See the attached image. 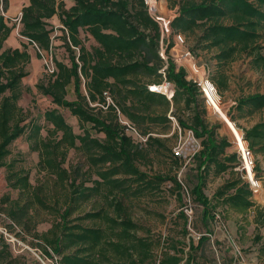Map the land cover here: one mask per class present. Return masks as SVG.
Wrapping results in <instances>:
<instances>
[{
    "label": "trees",
    "instance_id": "1",
    "mask_svg": "<svg viewBox=\"0 0 264 264\" xmlns=\"http://www.w3.org/2000/svg\"><path fill=\"white\" fill-rule=\"evenodd\" d=\"M69 2L26 0L16 27L6 17L10 0H0V168L6 169L7 187L18 190L19 195L34 189L24 170H15L12 162L5 161L11 143L25 132L20 125L24 118L19 119L23 110L18 101L22 93L21 81L29 74L26 67L31 65L33 56L42 58L39 51L48 53L51 50L54 71L48 73L44 68L47 80L35 84L38 93L49 98L50 104L55 106L45 110L42 116L51 129L43 137L41 125L30 122L26 140L29 149L38 154V167L54 176L60 185L66 181H70L69 186L75 185L70 171L63 166L70 150L81 151L89 168L96 169L75 185L74 203L85 202L102 190L111 195L118 189L125 192L127 182L135 185V195L156 190L164 181L173 184L178 198L181 189L187 194L176 177L148 179L135 165L141 157L140 140L160 145L151 137L152 127L168 125L171 120L167 113L172 110L179 126L189 129L200 142V150L193 155L198 164L197 183L190 193L202 207L203 224L213 219L212 212L218 205L237 213L255 208V222L264 225L262 212L241 179L227 181L217 189L212 198L216 205L202 193L204 174L209 171L221 174L233 169L236 154H227L229 141L219 138L215 127L203 120L204 111L197 99L201 92L186 79L184 70L167 61L166 68L161 71L165 62L159 54L160 29L148 15L143 1ZM169 6L171 9L167 11L166 1L158 0L159 14L170 12L174 15L167 24L171 38L199 31L197 43L202 50L217 49L214 58L219 67L244 54L252 58V67L264 71V55L259 44L264 38V0H202ZM54 17L58 20L56 29L51 22ZM15 27L19 47H5ZM54 37L57 39L53 40ZM24 38L27 43L22 40ZM28 46H33L35 51L28 50ZM171 47L169 44L168 49ZM64 55L65 59L59 58ZM213 76L209 75L210 81L219 92L228 88L222 72L217 71ZM163 82L174 90L171 100L149 90L150 86ZM70 88L75 95L73 100L67 98ZM58 109L68 111L77 120L81 133H74ZM177 110L188 111L190 121L181 120L176 115ZM234 110L248 114L264 110V94L240 97ZM243 132L249 149L255 154H264V121ZM93 133L103 137H94ZM172 159L178 165V158L172 156ZM88 182L91 185L85 186ZM112 205L114 216L103 209L80 213L82 215L76 220H90L92 226L82 223L69 226L67 218L76 207L67 205L56 225L36 235L45 247V256H59V264H195L194 253L203 247L206 238L200 237L196 245L191 239L188 244L171 242L156 256L154 243L135 236L137 224L124 214L122 200ZM0 211L17 226H23L22 219L29 215L25 204L21 205L19 199H10L8 195L0 197ZM180 217L187 222L183 212ZM185 248L188 251L185 252ZM2 253L0 251V256Z\"/></svg>",
    "mask_w": 264,
    "mask_h": 264
},
{
    "label": "rangeland",
    "instance_id": "2",
    "mask_svg": "<svg viewBox=\"0 0 264 264\" xmlns=\"http://www.w3.org/2000/svg\"><path fill=\"white\" fill-rule=\"evenodd\" d=\"M165 1L168 5L167 11H170L169 5L171 4H182L188 1L199 3L202 0ZM167 13L169 14L167 15ZM167 13L161 12L159 14L165 24H168L174 17L173 13ZM10 23H14L17 27L15 21ZM16 27L12 32L11 42L5 47L19 43ZM56 32L55 30L54 34ZM164 34V45L172 44V47L167 52L164 47L163 55L166 57V61L175 62L177 57H181L188 51L200 71L207 72L211 76L217 75V71H219L226 76L228 83L226 90L219 92L217 86H215L218 92L219 104L215 101L211 103L202 93L197 96V99L202 104L199 107H201V111H204L202 118L205 123L210 127H215V132L219 138L229 141L230 147L226 150L227 154H235L236 145L233 136L237 135V131L239 133L243 132L256 123L264 121V110L253 114L239 113L234 110V106L240 97L256 93L264 94V71L252 67V58L244 54L240 55L236 60L219 67L214 58L217 49L202 50L197 43V38L200 35L199 31L189 34L181 33L172 38L168 30ZM55 39L57 37L53 38V40ZM22 40L27 43L25 38ZM259 44L262 47L260 52L264 55V38L259 40ZM28 50L35 51L33 46H28ZM60 57L62 59L66 58L65 55ZM26 70L29 71V74L21 81L22 93L18 101V106L23 110L19 119L24 118L20 125L24 126L25 132L9 146L10 154L5 162H12L15 170H24L34 189L19 195L18 190L7 187L5 180L6 169L0 168V197L8 195L10 199H19L21 205L25 204L27 206L29 214L22 219L23 223L21 224L23 226H17L5 216L4 211H0V251L3 252L0 256V264H59V256L55 254H52V258L45 256L43 251L45 247L41 244V240L36 238V235L45 233L56 225L60 221V215L67 205L76 207L75 211L67 218L69 226L76 223L92 226L93 223L90 220L81 222L76 220L79 215H82L80 213L103 209L114 216L112 204L117 200H122V205L125 208L124 214L137 224L138 228L134 231L135 236L154 243L153 250L156 256L159 255L161 248L167 249L171 242L180 241L188 244L189 239H191L193 244L196 245L199 238L204 237L207 241L201 249L194 253L195 264H264V225H259L257 234L252 240L246 235L245 238L238 240L231 236L229 228L224 221L240 215L244 219L255 217V208L244 213H237L217 205L214 212H212L213 219L211 220L220 224L219 233L204 230L201 221L202 207L190 193L197 183L198 164L194 160L193 155L200 150V142L194 138L193 134L192 138L188 135L189 129H183L179 126L177 117L172 116V110H169L167 116L169 119L173 117L174 120L170 119L171 121H169L168 125L152 127L151 137L157 139L160 145L152 141L145 144L144 141L140 140L143 145L141 157L137 158L135 165L140 171L144 172L148 179L154 176L176 177L187 190V194L182 193L181 189L179 191L181 196L178 198L173 184L170 181H164L156 190L145 191L140 195H135L133 193L135 185L127 182L125 184V192L118 189L111 195L107 193V190H102L98 194L91 195L85 202L74 203L75 195L73 191L75 185L83 182L87 178V173H93L96 169H90L86 163V156L81 151L75 150H70L67 153L63 165L70 171V178L75 180L74 186H69L70 181L60 185L56 182L54 176L49 175L38 167V154L29 149V143L26 140L28 127L30 122L41 125V135L46 137V131L51 129V125L46 123L42 116L45 110L55 106L50 104L49 98L40 95L35 88L37 82L46 81L48 78L43 72V59L36 58L31 65L26 67ZM67 98L69 100L75 99L72 88H70ZM107 100L110 101L109 98ZM177 109H181V107H177ZM220 110L234 124L233 129H229L220 118L217 112ZM58 111L64 116L66 122L72 126L74 133H81L77 120L70 116L68 111L64 109H58ZM222 111H220L221 114H223ZM176 115L184 122L190 121L191 116L188 111L177 110ZM92 135L99 138L103 137L100 134L93 133ZM134 141L137 143L139 140ZM176 146L182 147L181 155L177 156L178 165H175L172 159V156L174 157L173 149ZM252 153L255 172L260 180L261 190L257 196H252L251 199L262 212V218H264V154ZM92 179L97 178L92 176ZM237 179H241V176L236 166L221 174L209 171L204 174L202 193L210 203L216 205L212 198L217 189L227 181ZM90 185V182L85 184V186ZM2 209L5 210L6 206H3ZM185 211L187 213L191 212L189 213L190 216ZM181 212L186 215V223L180 217ZM231 222L229 221L228 223L231 224ZM47 251L51 253L49 248H47ZM186 251H188L187 248H185ZM235 254L236 260L231 258ZM253 256L256 261L250 260ZM241 259L245 260L246 263Z\"/></svg>",
    "mask_w": 264,
    "mask_h": 264
},
{
    "label": "built area",
    "instance_id": "3",
    "mask_svg": "<svg viewBox=\"0 0 264 264\" xmlns=\"http://www.w3.org/2000/svg\"><path fill=\"white\" fill-rule=\"evenodd\" d=\"M142 1L146 8L148 15L153 21H155L158 24L159 29H160L159 54L165 62V66L161 70L163 71L167 65L166 57H164L163 55L164 47L166 48V52L168 51L167 50L168 45L166 44L164 45L163 43L164 35H165L164 32L168 30L167 24H165L162 17L158 13V0H142ZM20 18H21V13L18 15V18L15 19V22L19 23ZM39 53L42 55L45 70L48 73H53L54 66L52 63L51 50L48 53H41L40 51ZM174 63L176 67H180L184 70L186 79L192 82L193 84H195L199 88V91L203 95H205V97L208 98V100L211 103L215 101L217 104H219L218 92H217L216 87L210 81L209 73L200 71V68L196 66L195 62L193 61L191 57V54L188 51H186L183 55H181V57H177ZM164 85L167 88L165 91L162 92L160 88L161 86H164ZM149 90L151 92L164 95L168 100H171L174 94V90L171 87H169L168 84H166V82H163L161 85H152L149 87ZM220 111H217V112L220 114ZM170 119L174 120L173 117H171ZM129 128L130 130L135 132V129L133 127H129ZM192 134L193 133L189 130L188 135L191 138H192ZM238 134L240 135V138L234 137V143L236 145V149H235L236 167L238 171L240 172L242 181L245 184H247L248 188L250 189L252 193V196L255 197L259 194L261 190V184L255 172L254 156H253L252 151L249 149L247 142L244 139V132H240V133L238 132ZM181 152H182V147L180 146H176L173 149V154L176 157L180 156ZM185 212L188 216H190L189 213L191 212L189 213H187V211Z\"/></svg>",
    "mask_w": 264,
    "mask_h": 264
},
{
    "label": "crops",
    "instance_id": "4",
    "mask_svg": "<svg viewBox=\"0 0 264 264\" xmlns=\"http://www.w3.org/2000/svg\"><path fill=\"white\" fill-rule=\"evenodd\" d=\"M66 3H70L69 0H65ZM26 4V0H10L9 3V9L7 12V16L9 19H11L12 21H15V19L18 18V15L21 13V8L23 7V5ZM14 15V16H13ZM51 22L55 25V28L58 26V20L56 17H54ZM17 27H18V23L16 22ZM13 36V34H12ZM12 36L8 39V41L6 42L7 44H9L11 42V38ZM12 47H19V43H17V45H13ZM36 60V57H32L31 59V63ZM249 211V210H248ZM251 213V212H250ZM227 227L229 228V231L231 233V236L235 239H242L245 238V235L250 238L251 240L256 236L257 234V229L259 228V225L255 222V217H251V218H241V215L239 217H233V219H227L224 220ZM232 221L231 224H229L228 222ZM203 228L205 231L207 232H214V233H219L220 230L219 226L220 224L217 221H213V220H209L207 221V225L203 224ZM247 238V239H248ZM231 258H233L234 260H236V254L232 255ZM255 257L253 256L250 260H255ZM244 263L245 260L241 259Z\"/></svg>",
    "mask_w": 264,
    "mask_h": 264
},
{
    "label": "bare ground",
    "instance_id": "5",
    "mask_svg": "<svg viewBox=\"0 0 264 264\" xmlns=\"http://www.w3.org/2000/svg\"><path fill=\"white\" fill-rule=\"evenodd\" d=\"M166 86L164 85V86H161V88H160V90L163 92V91H165L166 90ZM219 114V113H218ZM219 116H220V118L223 120V122L226 124V126L229 128V129H233L234 128V126H233V124L231 123V121H229V119L225 116V115H223V114H219ZM233 137H237V138H240V135L238 134V132H237V135H235V136H233Z\"/></svg>",
    "mask_w": 264,
    "mask_h": 264
}]
</instances>
